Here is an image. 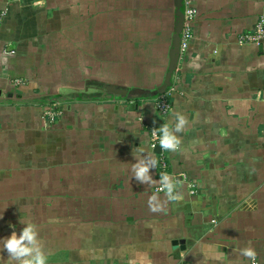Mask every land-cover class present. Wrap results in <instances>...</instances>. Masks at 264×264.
I'll return each mask as SVG.
<instances>
[{
	"label": "crops",
	"instance_id": "1",
	"mask_svg": "<svg viewBox=\"0 0 264 264\" xmlns=\"http://www.w3.org/2000/svg\"><path fill=\"white\" fill-rule=\"evenodd\" d=\"M191 2L161 116L174 0H0V239L27 216L47 264H251L249 247L264 264V44L238 42L264 0ZM176 113L170 199L149 127L175 131ZM144 158L157 163L141 182Z\"/></svg>",
	"mask_w": 264,
	"mask_h": 264
},
{
	"label": "clouds",
	"instance_id": "2",
	"mask_svg": "<svg viewBox=\"0 0 264 264\" xmlns=\"http://www.w3.org/2000/svg\"><path fill=\"white\" fill-rule=\"evenodd\" d=\"M175 131H173V125L161 126L159 128V145L162 150L176 151L180 141L175 133H179L184 129L186 124V118L179 114H175ZM143 149H138L137 153H142ZM156 160L148 158L147 160L140 159L132 168V172L136 180L144 182L150 181L149 175L150 168L156 166ZM162 190H164L170 199H179V195L173 196L174 184L170 182L168 175L161 176ZM156 197L153 196L149 201V206L153 211H158L159 206L155 205ZM2 217V215H0ZM23 225V228L19 234L13 232L10 236L0 239V252L6 250L8 253V264H47V255L45 254L42 246V242L38 238V230L35 224L31 220L27 219V216L23 217L19 221ZM207 254L211 258H216V252L212 247H209ZM241 255L255 259V251L249 247L241 250Z\"/></svg>",
	"mask_w": 264,
	"mask_h": 264
},
{
	"label": "built area",
	"instance_id": "3",
	"mask_svg": "<svg viewBox=\"0 0 264 264\" xmlns=\"http://www.w3.org/2000/svg\"><path fill=\"white\" fill-rule=\"evenodd\" d=\"M197 9L192 4L191 0H184V21L183 27L180 32V43H179V58L189 47V43L193 37L192 33V24L196 17ZM238 42L240 44L253 43V44H264V14L261 15L255 26L244 33H241L238 36ZM169 86L164 93L158 95L157 98V111L161 116L166 115L171 109L170 96L173 88ZM51 104L45 108L44 115L49 121H53L56 116L60 114L59 108L55 107L56 103L50 102ZM150 142L151 146L158 148L157 159L159 164V176L161 179L162 175H165L167 172V153L169 151L162 150L159 145V130L157 128H150ZM187 186L190 188V192L194 194L196 191L194 189L193 182L187 181ZM158 191H162V184L157 188ZM251 264H260L256 259L251 260Z\"/></svg>",
	"mask_w": 264,
	"mask_h": 264
},
{
	"label": "water",
	"instance_id": "4",
	"mask_svg": "<svg viewBox=\"0 0 264 264\" xmlns=\"http://www.w3.org/2000/svg\"><path fill=\"white\" fill-rule=\"evenodd\" d=\"M174 4L176 8L175 9V28H174L172 44H171V48L169 52L167 72L165 74L163 83L158 89L159 94L164 93L165 90L170 86L171 80H172V74L176 68V64L179 59L180 32L182 30L183 21H184V0H174ZM111 90L114 91L115 88L112 87ZM156 150L157 152H159L158 148H156Z\"/></svg>",
	"mask_w": 264,
	"mask_h": 264
},
{
	"label": "rangeland",
	"instance_id": "5",
	"mask_svg": "<svg viewBox=\"0 0 264 264\" xmlns=\"http://www.w3.org/2000/svg\"><path fill=\"white\" fill-rule=\"evenodd\" d=\"M18 81H20V79H17L15 82L17 83ZM20 82H21V81H20ZM54 99H55V98H53L51 102L56 103V106H55V107L58 108V105L60 104L59 101H61V100L56 101V100H57V99H56V100L54 101ZM61 102H62V101H61ZM50 104H51L50 102L47 103V104H46V107H48ZM46 107H44V110H45ZM43 113H44V111H43ZM56 117H57V116H56ZM47 121H48V123H52V122L55 121V119H54L53 121H49V119L47 118ZM149 130H150V127H149Z\"/></svg>",
	"mask_w": 264,
	"mask_h": 264
}]
</instances>
